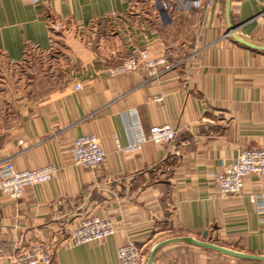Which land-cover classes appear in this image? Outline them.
Instances as JSON below:
<instances>
[{"label":"crops","instance_id":"1","mask_svg":"<svg viewBox=\"0 0 264 264\" xmlns=\"http://www.w3.org/2000/svg\"><path fill=\"white\" fill-rule=\"evenodd\" d=\"M211 1L0 0V60L20 63L31 50L64 45L74 66L61 88L34 97L21 81L13 97H0V167L7 158L18 170L58 167L20 198L0 193V264L43 242L53 247L50 264H119L118 248L130 241L145 262L158 242L177 236L264 255L263 214L248 193L224 195L215 179L241 150L264 147V0H230L229 12L228 0ZM49 19L63 23L55 35ZM141 50L183 61L158 77L117 71ZM135 117L145 140L125 153L116 141L137 138ZM166 124L177 139L153 141L151 127ZM86 133L107 154L97 170L74 160L73 140ZM244 182L264 193V176ZM90 215L113 221L115 233L73 243ZM153 264L264 260L173 242Z\"/></svg>","mask_w":264,"mask_h":264},{"label":"built area","instance_id":"2","mask_svg":"<svg viewBox=\"0 0 264 264\" xmlns=\"http://www.w3.org/2000/svg\"><path fill=\"white\" fill-rule=\"evenodd\" d=\"M194 2L196 4L198 0H194ZM206 5L210 7L212 1L207 0ZM48 25L54 35L63 28V23L59 20L49 19ZM182 61L171 63L164 55L152 56L147 50H141L138 54L125 59L117 71L124 72L143 68L150 77H158L163 71ZM76 87L80 88L81 85L77 83ZM131 128L137 134L136 139L127 145H122L118 139L116 141L118 150L125 153L138 150L145 140L138 118H134ZM150 133L153 141L170 143L177 139L178 129L170 124L155 125L151 127ZM73 150L75 162L92 170L101 167L107 155L99 137L90 133L76 137L73 140ZM57 172L58 167L52 163L38 168L18 170L12 160L7 158L0 167V193L13 199L20 198L27 186L47 182L54 178ZM252 173L264 176V147L241 150L232 163L225 165L217 173L215 179L220 192L224 195L248 193L264 217V193H255L245 188L244 178ZM115 231L116 227L113 221L101 216L90 215L83 218L81 224L72 231L70 240L75 244L88 243L101 240L114 234ZM2 251L0 244V252ZM52 254L53 247L51 245L44 242L35 243L22 251L15 252L12 260L14 264H50ZM118 257L119 264L144 263L143 250L135 241L121 245L118 248Z\"/></svg>","mask_w":264,"mask_h":264},{"label":"rangeland","instance_id":"3","mask_svg":"<svg viewBox=\"0 0 264 264\" xmlns=\"http://www.w3.org/2000/svg\"><path fill=\"white\" fill-rule=\"evenodd\" d=\"M63 49L65 51L64 45L56 46L53 54L31 50L20 63L0 60V97H13L15 88H22L19 85L21 81L34 97L65 85L72 76L74 66L64 57L67 54H62Z\"/></svg>","mask_w":264,"mask_h":264},{"label":"water","instance_id":"4","mask_svg":"<svg viewBox=\"0 0 264 264\" xmlns=\"http://www.w3.org/2000/svg\"><path fill=\"white\" fill-rule=\"evenodd\" d=\"M229 6H230V0H228L227 12H229ZM230 32H231V34L234 35L232 27H230ZM237 39L239 41H241L242 43L254 46L253 44L249 43L248 41H245V40H242V39H239V38H237ZM173 242H186V243H190V244H194V245H198V246H202V247H206V248H213V249L222 251L224 253L236 256V257H244V258H252V259L264 260V255H252V254H248V253H243V252H240V251H237V250H234V249L223 247V246L215 244V243L201 241V240L195 239V238L190 237V236H177V237H170V238H167V239H164V240L158 242L151 249V251H150V253H149V255H148L147 259H146L145 264H153L156 252L161 247H163L164 245H167V244L173 243Z\"/></svg>","mask_w":264,"mask_h":264}]
</instances>
